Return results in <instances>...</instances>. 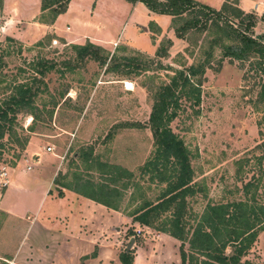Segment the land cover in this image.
Here are the masks:
<instances>
[{
    "label": "rangeland",
    "instance_id": "rangeland-1",
    "mask_svg": "<svg viewBox=\"0 0 264 264\" xmlns=\"http://www.w3.org/2000/svg\"><path fill=\"white\" fill-rule=\"evenodd\" d=\"M195 1L215 5L222 0ZM229 3L240 8L236 0ZM260 3L264 0L252 2L254 11H243L256 17L253 37H264V8ZM222 4L207 6L219 10ZM40 9L41 0H3L0 11V99L14 84L35 75L32 64L36 59L56 63V70L44 78L46 87L40 85L33 109L17 113L14 133L5 135L0 168L8 169L9 183L19 179L28 184L37 178L43 182L49 172L35 165L33 158L22 159L24 155H45L43 149L52 146L55 155H65L58 160L62 167L57 182L74 184L79 175L95 184L107 183L121 194L116 200L120 206L116 224L104 230L106 240L115 242V264H119L118 255L126 250L131 238L137 239L129 249L133 264H180L179 241L141 227L127 215L143 198L155 200L164 188L139 172L154 148L148 122L153 91L168 84L175 71L205 60L210 41L220 35L215 30H191L179 39L171 17L149 16L142 3L131 5L125 0H72L70 16L57 22L55 32L43 35L42 30L31 26L40 23ZM49 17L46 12L45 19ZM227 19L234 26L240 24V19ZM245 25L243 22L242 29ZM48 35L50 41L44 39ZM8 37L14 41H7ZM88 42L101 49L97 50L98 59L78 61L71 45ZM220 59V48L214 46L209 58L211 68L206 70L201 86L200 105L183 102L178 117L170 124L190 153L194 182L200 190L187 201V210L195 220L208 202L244 201L242 189L249 181L253 183L255 202L264 206V108L257 109L253 104L259 81L244 80L246 71L249 77L254 74L249 72L248 63L224 59L219 66ZM117 169L121 176L112 174L114 181L110 182L109 173ZM1 183L0 195L3 190L14 189V184L4 188ZM133 183L138 185L137 193ZM32 201L26 200V205L34 204ZM94 212L84 207L79 214L80 224L91 227L92 232L99 224L104 227L105 220L103 213ZM6 217L0 212V264H10V254L25 228ZM188 224L194 225V219ZM185 250L188 253L187 244ZM231 252L230 247L225 250L226 255ZM30 259L22 255L13 264L45 263L43 259L39 263ZM245 263L264 264V228L242 257L240 264Z\"/></svg>",
    "mask_w": 264,
    "mask_h": 264
},
{
    "label": "trees",
    "instance_id": "trees-1",
    "mask_svg": "<svg viewBox=\"0 0 264 264\" xmlns=\"http://www.w3.org/2000/svg\"><path fill=\"white\" fill-rule=\"evenodd\" d=\"M70 1L41 0L39 22L52 25L59 15L67 11ZM125 1L131 5L142 3L152 14L171 17L172 28L179 39H183L185 33L191 30H215L220 35L210 41V51L206 52L205 60L175 71L168 84L160 85L153 91L148 122L154 148L139 172L141 177H147L155 184H163L164 188L155 200L143 198L127 216L141 227L151 228L179 241L180 264H240L242 257L256 241L258 233L264 228V206L255 202L251 189L253 183L249 181L243 185L244 201L220 204L208 202L195 220V216L187 210V201L197 196L200 190L194 182L190 153L184 141L172 131L170 124L178 117L183 102L196 107L200 105L201 86L206 70L211 68L209 58L214 46L220 48L219 66L224 59L248 63L249 72L254 74L249 77L246 71L243 78L258 79L259 92L253 104L257 109L264 108V37L252 36L256 17L231 5L229 0L219 10L195 0ZM2 5L3 0H0V11ZM46 12L51 15L49 19H45ZM227 17L240 19V24L234 26ZM200 18H203V22H200ZM243 22H246L244 29ZM44 39L50 41L52 38L48 35ZM6 40L14 41L9 37ZM41 42L37 44L40 45ZM71 49L78 61L97 60V50H101L89 42L81 46L71 45ZM161 50L158 49L156 54L160 55ZM106 60V57L101 60L103 65ZM32 66L35 75L27 82L14 84L10 93L0 99V148L5 135L11 136L14 133L17 113L33 109L34 98L41 90L40 85L46 87L44 78L56 70V63L44 58L36 59ZM120 173L119 169L109 173V181H114L112 174L120 177ZM75 182L64 183L62 187L114 211L120 209L116 200L121 198V194L111 189L107 183L95 184L79 175L75 176ZM133 186L137 193L138 185L133 183ZM125 188H128L127 183ZM58 194L61 195L62 192ZM191 219H194V225L188 224ZM185 244L188 245V253ZM228 247L232 248L230 255L225 254ZM95 255L94 252L92 257ZM118 262L133 264L132 252L124 250L118 255Z\"/></svg>",
    "mask_w": 264,
    "mask_h": 264
},
{
    "label": "crops",
    "instance_id": "crops-1",
    "mask_svg": "<svg viewBox=\"0 0 264 264\" xmlns=\"http://www.w3.org/2000/svg\"><path fill=\"white\" fill-rule=\"evenodd\" d=\"M222 1L215 5L201 3L214 8L222 4ZM253 1L255 0H236V3L242 11L250 12L254 11L251 10ZM260 6L264 8L263 3H260ZM71 12L72 0L68 5L67 11L59 15L52 25L34 22L31 23V26H33L34 30H42L43 35L46 32H55L57 30V22L64 16H70ZM148 14L149 16H156L150 12ZM43 152L45 155H24L22 160L28 157L33 158L35 165L40 164L43 166V170L45 169L49 172L47 178L43 182L37 178L28 184H26L25 180L13 179L8 185L14 184V189L9 192L3 190V194L0 195V212L5 214L6 218L11 220V222H20V224L25 225L19 236V238L21 237V242L18 240V244L10 254V264L18 263V259L22 255H28L31 257L30 260H38V263L43 259L45 260L44 264L115 263V242L106 240L104 230L116 224V211L94 202L73 190L63 188L64 181L60 180L58 183L56 176L62 167L58 160L63 159L65 155L47 153L45 149H43ZM40 182L41 184H39ZM37 191L39 192L36 193ZM60 191L62 192L61 195L58 194ZM33 195H35V201H32ZM26 200L28 202L32 201L34 204L31 205L29 203V205H26ZM84 207L93 212L94 215L95 210H98L100 214L103 213L105 215L104 227L99 224V227H96L93 232L91 227L84 228L83 224H80L81 220L79 218L81 208L84 209ZM113 229L116 231V227H113ZM25 243L27 244L24 245ZM94 252L96 255L92 257ZM57 258L61 262L57 263ZM23 262L26 263L27 261L24 260Z\"/></svg>",
    "mask_w": 264,
    "mask_h": 264
},
{
    "label": "built area",
    "instance_id": "built-area-1",
    "mask_svg": "<svg viewBox=\"0 0 264 264\" xmlns=\"http://www.w3.org/2000/svg\"><path fill=\"white\" fill-rule=\"evenodd\" d=\"M263 6H264V3H263ZM45 151L47 153H53L54 148L52 146H46L45 147ZM36 161H37V159H36ZM26 170L27 171H30L31 170V167L30 166H27L26 167ZM0 181L2 182L1 184H2L3 187H7L8 184H9V180H8V169L5 166H3V167L0 168Z\"/></svg>",
    "mask_w": 264,
    "mask_h": 264
},
{
    "label": "water",
    "instance_id": "water-1",
    "mask_svg": "<svg viewBox=\"0 0 264 264\" xmlns=\"http://www.w3.org/2000/svg\"><path fill=\"white\" fill-rule=\"evenodd\" d=\"M135 244V239L131 238L129 243L127 244L126 251H129V249Z\"/></svg>",
    "mask_w": 264,
    "mask_h": 264
}]
</instances>
